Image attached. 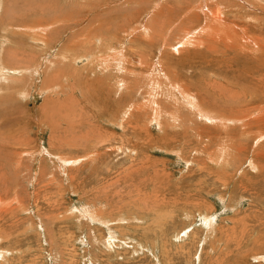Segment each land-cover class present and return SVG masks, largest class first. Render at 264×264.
<instances>
[{
    "label": "rangeland",
    "instance_id": "374dc122",
    "mask_svg": "<svg viewBox=\"0 0 264 264\" xmlns=\"http://www.w3.org/2000/svg\"><path fill=\"white\" fill-rule=\"evenodd\" d=\"M0 75V264H264V0H0Z\"/></svg>",
    "mask_w": 264,
    "mask_h": 264
},
{
    "label": "bare ground",
    "instance_id": "6f19581e",
    "mask_svg": "<svg viewBox=\"0 0 264 264\" xmlns=\"http://www.w3.org/2000/svg\"><path fill=\"white\" fill-rule=\"evenodd\" d=\"M206 2H208V1H206ZM205 2V3H206ZM201 4H202V2H201ZM216 4V3H215ZM198 5V4H197ZM217 6H218V4H216ZM191 7H193V6H191ZM198 7V6H197ZM199 8V7H198ZM202 8V7H201ZM220 8V7H219ZM214 9V8H213ZM191 10V9H190ZM194 11V10H193ZM188 12V11H187ZM209 13H211L210 14V16H211V18H209L208 16H205V21H206V26L204 27V25L202 26L203 28H205L206 29V31H205V33L206 34H204V35H207V38L209 39L211 36H216L217 38L218 37H220L219 38V40H223V41H225V42H229V41H232V43H235L236 42V35H237V33H238V28L236 27V26H233V25H227V24H222V20H221V18H220V11L218 10V9H216V10H209ZM215 16H214V15ZM219 16V17H218ZM190 28V27H189ZM201 29V28H200ZM190 30H192V29H190ZM244 30V28H240V31H243ZM183 31V34H185L184 36H181L180 38L182 39L180 42H182V41H185V40H187V42L186 43H188L189 41H192L193 40V33L190 35L189 33L191 32V31H187L186 29L184 30H182ZM198 31L199 30H197L196 31V34H198ZM41 34V33H40ZM190 36H189V35ZM198 35H200V33L198 34ZM202 35V34H201ZM212 38V37H211ZM196 40V39H195ZM210 40V39H209ZM215 40H216V38H215ZM218 40V39H217ZM179 42V41H178ZM179 42V43H180ZM232 43H231V45H232ZM230 44V43H229ZM228 45V44H227ZM92 49V48H91ZM109 52H110V54L109 55H107L106 57V59H105V61L104 62H106L107 63V61L110 63V61H112V59H115V54H117L116 53V51L114 50V48H109V50H108ZM119 54V53H118ZM120 55V54H119ZM118 55V56H119ZM104 59V58H103ZM75 60H76V58H75ZM117 62H118V60H116ZM93 62V61H92ZM108 63V64H109ZM105 64V63H104ZM104 64H103V67H104ZM121 64V63H120ZM101 65V64H100ZM107 65V64H106ZM111 65V64H110ZM107 67V66H106ZM3 70H4V68H3ZM2 71V70H1ZM7 71V70H6ZM7 72H13V73H15V74H17L18 73V69H13V70H11V71H7ZM7 74V73H6ZM5 73H4V75H6ZM3 75V74H2ZM7 75H9V74H7ZM1 76V75H0ZM8 83H10V82H8ZM24 93V92H23ZM191 96V95H190ZM192 97V96H191ZM189 100V99H188ZM190 101V100H189ZM190 104H192V103H190ZM193 105V104H192ZM195 107V106H194ZM193 108V107H192ZM200 109H201V107H200ZM199 110V109H198ZM201 110H203V109H201ZM207 111H205V113H206ZM203 114H204V110H203V113H202V116H203ZM210 115H211V113H209ZM207 115H208V113H207ZM209 115V116H210ZM214 117V119H215V117L216 116H218V115H211V117ZM221 117V116H220ZM243 118H245L246 116H242ZM219 118V117H218ZM231 118V117H230ZM239 118H241V117H239ZM221 119H222V117H221ZM206 120H209V119H206ZM213 120V119H212ZM226 120V119H225ZM225 120H222V122L224 121V124H225ZM230 120V119H229ZM211 121V120H210ZM214 121V120H213ZM236 121V120H235ZM220 122V121H219ZM240 122H241V120H240ZM236 123H238V122H236ZM223 124V123H222ZM261 135H263V134H261ZM261 135H259V136H261ZM224 153V152H223ZM220 155H221V153H220ZM220 159V158H219Z\"/></svg>",
    "mask_w": 264,
    "mask_h": 264
}]
</instances>
